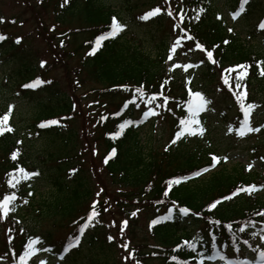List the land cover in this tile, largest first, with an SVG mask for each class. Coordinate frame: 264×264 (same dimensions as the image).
Wrapping results in <instances>:
<instances>
[{
  "label": "trees",
  "instance_id": "16d2710c",
  "mask_svg": "<svg viewBox=\"0 0 264 264\" xmlns=\"http://www.w3.org/2000/svg\"><path fill=\"white\" fill-rule=\"evenodd\" d=\"M142 5L147 7L145 13L160 9L157 15L142 22L157 21V25L169 24L174 41L178 36L181 37L179 52L187 54V58L188 54H191L197 59L196 64L200 66L203 82L197 87H187L184 82L177 79V76L164 69L162 66L164 58L161 54L151 56L144 52L131 41V37L126 36L124 28L118 35L102 41L101 45L97 46L96 37L110 30L113 17L122 24L117 14L105 2L68 0L65 3V0H39V7L36 9L43 12L44 16L45 11L53 16L51 31L55 28H67L74 19L80 25L76 29H65L60 35L64 37L69 31L68 37L75 44L73 53L84 50L78 70L86 74L88 79L84 78V82L92 80L95 87L84 93L85 97L91 98L84 109L81 108L77 114L67 113L54 119L58 122L55 125L43 128L38 126V132L44 140L51 143L58 141L62 148H66L69 143L77 140L74 128H68L69 122L80 119L91 124L92 128L86 131V136L94 137L93 142L97 149L101 150L99 161L114 192L103 193L104 200L95 203V210L99 215L88 224L95 229L98 239L108 252L114 254L113 249L117 248L113 240L111 242L108 240L112 230L106 228L102 224L104 220L101 219L105 215H111V211L108 212L110 205L118 206L116 209L120 215H124V212L127 213L130 209L136 213L133 217H137L141 212L147 214L151 225L153 219L167 215L169 208H172V201L175 200L178 206L190 209L189 215H180L177 209H173L172 219L162 220L161 223L150 226L149 234L159 243L149 245L151 252H142L133 245L131 253L125 255L129 264H146L149 260L159 264H196L201 260L206 263L209 255L218 252L229 257L235 256L241 253L244 245H251L253 233L250 229H256L254 224L260 220L256 209L264 208L263 197L248 198L243 195L247 191H241L239 194L244 197L224 200L212 211L208 210V205L237 189L264 184V174L260 176L256 170L250 171L238 164L230 169L223 166L208 175H204V172L173 185L167 197L163 195V191L168 187L166 181L169 179L190 177L193 172L209 168L210 165L207 152H201L198 147H190L188 139L192 135L186 133L176 140V143H172L176 132L181 130L180 120L190 115L187 112V103L192 99L189 90L202 93L206 100L211 102L206 105L207 109L201 110L197 116L200 125L208 121V108L215 102V98L212 97H216L210 95L215 94L213 90H216L221 95L218 98H222L231 110L232 127L244 130V112L236 97L241 92L245 93L241 97L245 107L248 104L257 107L263 105L261 102L256 103L250 92L254 85L261 86L264 83V77L261 75V71H264V59L259 58L253 48L241 39L239 33L229 32L230 28L224 18L218 15L211 0H148L147 4ZM240 6L245 10L236 25L245 24L251 33L250 36L252 33L262 34L264 0H247V3L234 0V9L230 12V17ZM200 9L204 11L201 12ZM169 11L172 12L171 16L168 15ZM197 15L199 19L196 18ZM180 16L184 17L183 22ZM38 21H42L41 17H38ZM174 25L177 27L174 28ZM188 36L193 39L189 40ZM225 40L228 41L227 44L224 43ZM197 42L203 46L204 51L195 47ZM27 45L23 39L16 43V40L6 38L0 43V50L5 52L21 46L22 52H29L26 58L28 59L32 58L30 53L32 50ZM93 48H96L95 53L89 55ZM207 51L213 52L215 62L208 60ZM26 64L24 63V71L28 73L31 69H28ZM237 65H244L245 68H236ZM233 68L236 69L235 72L231 71ZM240 71H246L247 75L239 82L241 86L237 88L236 76ZM225 79L229 80V84L224 83ZM208 85L212 86V91L207 90ZM140 86H143L146 93L144 100L136 101L140 107L129 104L125 108V101L132 99L133 91ZM153 93L163 95L152 104L146 105L147 96ZM163 97L168 98L166 104ZM148 108H154L158 114L143 120V112ZM248 112L250 120L251 116L253 118L252 108ZM222 113L226 120L227 111L224 110ZM157 118L166 121L170 127V138L163 146L162 152L146 147V143L143 144L140 137L145 125L149 123L152 127ZM124 120L137 123L125 129L118 137L111 135L119 131L118 125ZM141 120L143 122H140ZM200 125L196 126L197 130ZM6 144L0 137V176H3L0 179V187L1 183L9 185L8 179L14 167L13 163L6 159L9 151ZM113 148L116 149V154L110 156ZM106 157L107 163L104 162ZM69 159V157L57 159L59 162L56 170L50 171L51 173L47 170L46 174L48 218L52 224H55L53 219L56 218L58 223L67 224L64 226L68 229L66 241L72 240L80 224L87 219L93 209L92 204L81 213L82 206L90 198L91 192L83 188L87 182L82 179L80 171L76 172L80 170L79 165L74 167L76 170L74 179L65 180V173L71 165ZM217 220L220 224L212 223ZM228 224L232 225L231 229L225 227ZM188 226L197 229L198 236L191 238V234L187 232ZM239 227H244L245 231L239 232ZM244 240L248 243L245 244ZM185 241L195 244V251L190 249ZM177 245L180 247L177 248ZM140 248L143 249L145 246Z\"/></svg>",
  "mask_w": 264,
  "mask_h": 264
},
{
  "label": "rangeland",
  "instance_id": "374dc122",
  "mask_svg": "<svg viewBox=\"0 0 264 264\" xmlns=\"http://www.w3.org/2000/svg\"><path fill=\"white\" fill-rule=\"evenodd\" d=\"M101 1L110 6L111 10L117 14L124 26V33L127 37H131V41L135 45L151 56L158 54L163 56L162 66L166 71L193 87H197L203 82L200 66L198 63L196 64L197 59L193 55L188 54L189 58L193 59L190 60L187 58V54L179 52L181 49L178 47L179 50L176 49V52L172 53L173 59L168 60L170 47L174 43V35L170 31L169 24L157 25V21L142 22L140 17L143 16L147 8L142 4H147L148 0ZM38 2L39 0H0V19H2L0 29L8 26L9 28L3 29V33L7 36L11 35L12 40L14 36L24 39L32 50L30 53L35 56V60L26 59L29 52H22L21 46L8 49L5 52L0 50L4 56L0 57V114L1 116L8 114L7 125L13 129L8 132L5 140L8 149L17 152V169L22 167L28 172L39 173L31 178H24L18 171L14 173L13 183L17 179L20 180V183L11 187V194L15 193L17 196L13 202L14 211H11L6 217L0 216V264H13L6 255V247L3 243L4 225L14 229L26 244L30 239L38 237L41 243L35 247L50 249V251H38L27 259L26 264H41L42 261L45 264H129L125 255L131 253L133 247L137 246L142 252H151L149 245L159 243L149 234L148 215L141 212L137 214V217H133L131 213L135 212L131 209L127 211L129 214L124 212V215H120L116 209L119 207L110 205L108 212L111 211V215L101 218L104 220L102 224L112 230V240L118 248L114 247V254L104 248L91 225H88L80 237L79 245L64 255L59 256L60 246L54 245V242L58 241V244L62 242L68 233V229L64 227L67 224L58 223L57 218L53 219L55 224H52L48 218L49 196L46 174L47 170L48 173L56 170V165L59 162L57 159L70 158L71 168L68 171L70 170L71 174L65 176L67 181L74 179L75 173L80 171L82 179L87 182L83 188H87L91 193L90 198L83 204L81 213L88 209L94 201L102 202L104 200L103 193L107 194V191L113 193L114 190L99 161L101 150L97 149V145L93 142L94 137L86 136V131L92 128L91 124L80 119L69 122L68 128H74L77 140L66 148H62L58 141L51 143L44 140L33 127V124L38 120L59 118L67 113L77 114L91 101V98L85 97L84 93L95 87L92 80L84 82V78L87 76L78 70L84 50L73 53L75 44L68 37L69 31L64 34V37L60 35L65 29L79 28L78 22L74 19L67 28H55L54 31H51V17L53 16H50L47 11L44 12V16L43 12L36 9L39 7ZM211 3L227 25L233 26L232 30L239 33L241 39L251 46L252 50L260 53V57L264 58V36L252 33L250 37L251 33L246 29L245 24L236 25L237 22L233 23L230 12L234 9V0H211ZM38 17H41L42 21L39 22ZM255 18L253 17V19ZM54 36L57 37L54 38ZM42 61L45 62L43 65L45 72L40 78L44 85L35 90L28 89V92L25 93L19 92V80L22 83L32 82L41 72L38 64H41ZM24 63H27L28 69H31L30 72L24 71ZM186 64L193 66L185 71L182 66ZM173 65H181V67L173 68ZM207 87V90L212 91L211 85ZM213 92L215 94L209 95L217 98L212 97L215 98V102L208 108V121L204 123L205 125L199 126V129L202 127L205 131L203 135H200L197 130L198 134L188 139L190 147H198L201 152H207V156L210 158L215 154L220 160L226 161L227 168H232L235 164L258 168L261 166L262 155L264 156V136L246 139L245 136L235 134L228 123L230 121L228 115L231 110L222 98H218L221 95L216 90ZM250 95L256 103L263 104L262 107L254 108L255 127L263 133L264 83L261 86L251 87ZM10 105L13 107L9 113ZM224 110L228 114L226 115L227 122L222 113ZM150 126H146L141 132V142L146 143V147L152 148L156 152H162L163 146L170 138L169 124L157 118L154 120V125ZM15 144H18V147ZM51 154L52 156H50ZM78 155L79 157H77ZM225 157L227 159H224ZM76 165L80 166V170H75L74 173L71 170ZM1 177L3 176H0V179ZM3 191L4 187H2ZM25 200L28 202L24 203ZM125 220L128 222L126 226L123 224ZM188 227L187 229L192 233L196 231H193L192 227ZM123 245H127V247H123ZM144 246L145 248H140ZM251 260L253 259H246V261ZM146 264L159 263L149 260ZM211 264H214V261ZM217 264H223V260ZM256 264L264 263L256 261Z\"/></svg>",
  "mask_w": 264,
  "mask_h": 264
},
{
  "label": "snow or ice",
  "instance_id": "6c2138e0",
  "mask_svg": "<svg viewBox=\"0 0 264 264\" xmlns=\"http://www.w3.org/2000/svg\"><path fill=\"white\" fill-rule=\"evenodd\" d=\"M68 0H65V3H67ZM242 3H247V0H242ZM201 12H203L204 10L203 9H200ZM160 12V9L157 8V9H154L153 11H150V12H147L145 13L143 16L140 17V19L142 20H147L149 19L150 17H153L155 15H157L158 13ZM168 15L171 16L172 15V12L169 11L168 12ZM239 13H234L233 15V18L235 19L236 16H238ZM197 19H199V15H197L196 17ZM180 20L181 22H183L184 20V17L183 16H180ZM0 22H2V19H0ZM177 27L174 25V28ZM124 26L122 24H120L117 19L115 17L112 18V21H111V25H110V30L108 32H105V33H102L101 35L97 36L96 37V40H95V43L97 46H100L102 41L106 40V39H109V38H113L115 37L116 35H118L122 30H123ZM261 28H264V24L261 25ZM181 31H184V29H181ZM233 31L231 28L229 29V32ZM189 40L193 39V37L191 36H188L187 37ZM6 39V37H4L3 35H0V41ZM20 40L19 38L16 40V43H19ZM181 43V37L178 36L175 40V42L173 43V45L170 47V54L168 56V60L171 61L173 59V55L172 53H175L176 52V49H177V45H180ZM225 44L228 43L227 40L224 41ZM195 47L197 49H201L202 51H204L205 49H203V46L200 44V43H196ZM96 51V48H93L92 51L89 53V55H92L94 54ZM207 58L209 61H213V52L212 51H207ZM45 62H41V66L43 67ZM201 63H203V61H201ZM193 65H183L182 67L185 69V71H187L188 68L192 67ZM198 66V65H197ZM176 67H181V65H173V68H176ZM236 68H240V69H244L245 66L244 65H237ZM172 70V69H170ZM235 68L231 69V71L235 72ZM247 75L246 71H240L239 73H237V76H236V87L239 88L241 85H240V81L244 79V77ZM261 75H264V71H261ZM42 81H40L39 79H37L36 81L32 82V83H27V84H24L22 85V87L24 88H34L36 86H38L39 84H41ZM224 83L227 85L229 84V80L228 79H225L224 80ZM161 87H163V85H161ZM133 98L132 99H129V100H126L125 101V104H124V107L127 108V106L129 104H133L135 105L136 107H140L139 104L136 103V101L139 99V100H144L145 99V96H146V93L143 89V86H140L138 88H136L133 93ZM163 94L162 93H153L151 95H148L147 96V100L145 101L146 105L147 104H152L155 100L158 99L159 96H162ZM189 95L192 97V99H190L187 103V112L190 114L187 118H183L180 120V126H181V130L177 131L176 132V136H175V139L172 140V143H176V140H179L183 135H185L186 133L187 134H190L192 136H196L198 134L197 132V127L198 125H200V121L199 119H197V116L199 114V112L201 110H205L206 109V105L211 103L210 101L206 100V98L202 95V93L200 92H192L191 90H189ZM245 93L241 92L239 93V95H237V101L240 102V107H241V110L244 112V120H243V126L244 127H248L249 125V112L248 110L253 108L254 105L252 104H248L247 107H245L243 101L241 100V97L244 96ZM164 99V102L165 104L167 103V100L168 98L167 97H163ZM163 105H156V107H162ZM12 107L13 106H9V113L11 112L12 110ZM119 114V113H118ZM158 113L155 111L154 108H148L146 111L143 112V119H147L149 118L150 116L152 115H157ZM8 119H9V116L8 114H5L4 116L0 117V134H3L5 131H8V132H11L13 129L11 127H5L7 125V122H8ZM140 122H143V120H141ZM58 122L56 120H50V121H47V122H42L39 127L43 128V127H46L47 125H55L57 124ZM137 122L135 121H131V120H124L122 123H120L118 125V128H119V131H117L116 133L114 134H111L113 135L114 137H118L120 136L123 131L125 129H127L128 127H131L133 124H135ZM260 131L259 128H256V129H252L250 127H248V131ZM204 129L201 127L199 129V134L200 135H203L204 133ZM241 136L245 135V131L243 130V128H241L240 130V133H239ZM116 154V149L113 148L111 150V153H110V156H114ZM11 159L12 160H16L17 159V152H13L11 154ZM219 157L213 155L212 156V161H213V164L211 165V167H215L216 163L219 162ZM224 159H227L226 157ZM105 163L108 162V158L106 157L105 158ZM15 171H18L24 178H31L32 176H35V175H38L39 173H33V172H28L26 171L24 168L20 167ZM71 171H75V169L71 170ZM209 171V168H203V169H200V170H197L195 172H193L191 174L190 177H180V178H171L169 179L168 181H166V184L168 185V187H166L163 191V195L165 197H167L169 195V191L171 190V187L173 185H178L180 184L183 180H186V179H190L192 177H196V176H199L201 175L202 173L204 172H207ZM10 175H14V173L10 174ZM9 185L11 187H15L17 184L20 183V180L17 179L15 181V183H13V180L10 179L8 181ZM251 190H254V188H244V189H237V191L235 192H232L230 193L229 195L227 196H224L220 199H217L213 202H211L209 205H208V210L209 211H212L213 209H215L217 207L218 204H220L222 201L224 200H229L231 199L233 196H236L239 194V192L241 191H251ZM29 195H31V193H29ZM98 195V194H97ZM17 199V196L15 193H12L11 195H4L2 199H0V216H4L6 217L11 211H14V207H13V202ZM28 201H24V203H27ZM95 201L93 202V209L92 211L90 212V214L87 216V222H91L93 220L94 217L98 216L99 213L95 210ZM173 209H177L178 213L180 215H183V216H188L189 213H190V209L188 207H185V206H178L177 205V202L175 200L172 201V208H169L168 210V213L165 217L163 218H158V219H153L151 221V225L150 226H155L157 225L158 223H161L162 220H169V219H172L173 218ZM136 213H133V215H135ZM196 215H199V213H196ZM258 215L261 216L262 219H264V212H261V213H258ZM127 221H123V224L126 226L127 225ZM212 223H215V224H220V221H213ZM88 227V223H84L82 224L80 227H79V235L71 238L72 239V243H69L65 248H64V251L67 253L70 249L76 247L79 245L80 243V237L84 234L86 228ZM225 227L231 229L232 228V225L231 224H228V225H225ZM121 231H123V228H121ZM238 231L239 232H244L245 231V228L244 227H239L238 228ZM262 231H264V229H262ZM113 239L112 236H109L108 237V240L111 242ZM41 241L39 240V238H32L28 241V243L25 245V251L23 252L22 255L19 256V262L20 264H26V261L29 257L33 256L34 254H36L38 251H50V249H39V248H36L35 245H38L40 244ZM186 244H188V247L190 249H192L193 251H195L196 249V245L195 244H192V243H188L187 241H185ZM244 243L247 244L248 241L247 240H244ZM123 247H127V245H123ZM180 245H177V248H179ZM175 251V249H174ZM213 257L209 256L208 259H212ZM61 259H63V257H61ZM173 259H176L175 257H173ZM219 259L221 260H224L225 257L224 255H220L219 256ZM260 260L261 262H264V251H259L256 255V257L251 260V261H244L243 264H256V260ZM41 264H45V262H41ZM200 264H203V260L200 261ZM229 264H231V261H229Z\"/></svg>",
  "mask_w": 264,
  "mask_h": 264
}]
</instances>
